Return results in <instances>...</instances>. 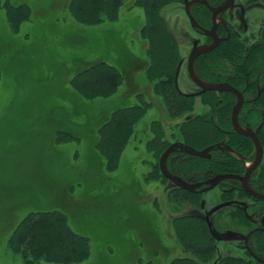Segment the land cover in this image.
<instances>
[{
	"label": "rangeland",
	"instance_id": "obj_1",
	"mask_svg": "<svg viewBox=\"0 0 264 264\" xmlns=\"http://www.w3.org/2000/svg\"><path fill=\"white\" fill-rule=\"evenodd\" d=\"M132 2L125 0L115 21L91 25L75 22L68 0H10L29 9L13 27L0 0V264H64L31 263L8 244L25 215L51 210L63 211L69 226L89 239L88 257L73 264H169L185 255L171 221L193 211L187 199L170 194L173 184L158 168L162 152L146 146L150 119L170 124L160 102L120 145L112 169L96 146L98 125L113 109L135 102L131 93L154 100L142 75L148 62L139 36L144 12ZM160 13L177 42V86L197 95L186 61L194 42L202 45L204 38L190 25L183 0ZM95 60L124 75L111 97L87 99L70 85ZM110 132L117 138V129ZM218 196V189L203 193L205 205L196 212L205 214Z\"/></svg>",
	"mask_w": 264,
	"mask_h": 264
},
{
	"label": "trees",
	"instance_id": "obj_2",
	"mask_svg": "<svg viewBox=\"0 0 264 264\" xmlns=\"http://www.w3.org/2000/svg\"><path fill=\"white\" fill-rule=\"evenodd\" d=\"M10 0H3V6L12 26L29 15L25 4L13 6ZM178 0H133L132 6H140L144 12V24L139 30L147 65L143 70V79L151 85L154 100L148 99L142 92L131 93L135 102L119 106L110 112L105 121L97 127L99 132L96 146L105 157V168L112 169L120 145L133 135L136 125L142 121L146 111L155 108L158 100L164 110V124L160 117L150 119L148 124L152 136L147 140L148 148L158 149L161 153L170 140H180L184 144L200 149L215 140L219 133L205 115H191L194 99L178 92L176 88V71L179 65L177 42L168 29L160 10ZM125 0H68L67 11L78 23L100 24L115 21ZM191 13L203 26L208 27L209 12L196 5ZM224 47L221 43L210 53L203 54L195 60V70L202 80L210 79L213 67H219L223 61ZM141 75V76H142ZM124 75L113 65L104 60H95L77 71L70 78V85L81 96L95 100L111 97L123 83ZM204 103L206 95L202 97ZM212 103V101L210 102ZM220 105V104H219ZM218 106V109H222ZM117 129V138L111 137V128ZM168 169L180 175L176 162ZM210 161L190 157L185 163L186 170H192L195 179L207 174L205 168L212 166ZM217 167V165H214ZM186 178L185 176H183ZM181 200L190 203L197 201V195L178 188L170 192ZM171 229L179 242L184 256L171 259L169 264H209L215 256V241L204 219L186 215L174 218ZM8 244L20 251L29 262L40 259L55 263L73 264L85 260L89 255V239L84 234L74 231L68 224L66 214L61 210L35 211L25 215L12 231ZM131 264H153L152 260L138 259ZM215 264H247L244 260L232 257L223 258Z\"/></svg>",
	"mask_w": 264,
	"mask_h": 264
},
{
	"label": "flooded vegetation",
	"instance_id": "obj_3",
	"mask_svg": "<svg viewBox=\"0 0 264 264\" xmlns=\"http://www.w3.org/2000/svg\"><path fill=\"white\" fill-rule=\"evenodd\" d=\"M186 1L189 3L188 9L192 16L191 9L196 5L205 7L209 12L208 27L201 25L193 16L199 26L194 27L185 12L190 25L204 38L202 45H198L197 42L194 44L210 45L218 39V44L206 53L214 51L221 43L224 47L223 61L219 67H213L211 70L210 79L212 80L198 78L215 85L226 83L235 92L232 90H202L189 78L186 61L187 77L199 89V92L196 95V92L183 91L177 86V82L176 88L178 92L193 97L194 108L191 115L208 114L220 139L197 149L201 150L218 144V147L208 150L206 157L190 155L178 149L174 150L166 159V168L172 175L189 183L202 182L216 174L230 175L211 189H218L219 196L205 214L196 212L205 205V200L201 198L202 194L211 191H200L199 188L204 187L205 184L193 192L171 184H173V189L178 188L197 195L196 202L186 201L193 211L189 215L206 221L215 241L217 261L232 257L244 260L247 264H264V198L249 194L244 189L241 179L245 177V183L250 191L264 194V0H205L206 3L198 0ZM222 5H226V8L214 16V38L205 34L202 29H210L213 25L212 11L209 6L215 8ZM235 8L236 13L231 16L230 13ZM251 26L253 28H250ZM206 53L198 55L195 60ZM205 95L207 101L209 100L207 103L202 101ZM218 106L223 108L218 109ZM236 108L237 112L233 119ZM174 142L181 141L170 140L168 146ZM181 143L184 144V142ZM257 143L261 148V155L256 161ZM189 156L210 161L213 165L205 168L207 174L200 176V179H195L194 172L185 168ZM173 160L176 162L180 175L173 174L168 169V164L171 166L174 163ZM163 178L169 181L166 177L163 176ZM219 242L225 245L224 249L218 248ZM209 264H215L214 258Z\"/></svg>",
	"mask_w": 264,
	"mask_h": 264
},
{
	"label": "water",
	"instance_id": "obj_4",
	"mask_svg": "<svg viewBox=\"0 0 264 264\" xmlns=\"http://www.w3.org/2000/svg\"><path fill=\"white\" fill-rule=\"evenodd\" d=\"M195 1H197V0H195ZM198 1L206 3L205 0H198ZM184 5H185V12H186V14H187V16L189 18L190 23L194 27H199L197 22L195 21L194 17L189 12V9H188L189 3L186 0H184ZM225 8H226V5H222V6L215 7V8L209 6V9L212 11L213 25H212V27L210 29H202V31L205 34L211 35L212 37L215 38L214 16L216 15V13H218L219 11H222ZM217 44H218V39H215L210 45L198 46L196 43L194 44V46H193L192 50L190 51V53L188 55V58H187V72H188V76L191 79V81L193 83H195L198 87H200L202 90H211V89L219 90V91H221V90H232V91L235 92V90L231 86L226 84V83L215 85V84L207 83V82H204V81L200 80L198 78L195 70H194L193 63H194L195 58L198 55L202 54V53H206V52L212 50ZM239 101H241V100H239ZM239 101H238V104H237L238 106L240 105ZM236 112H237V108L234 110L233 119H235ZM249 135H252V134H249ZM254 140H256L255 136H254ZM256 142H257V140H256ZM215 147H218V144L210 145V146H207V147H205V148H203L201 150H197V149H194V148H192V147H190V146H188L186 144H183L181 142H174V143L170 144L161 153V155L159 157V162H158L159 169H160V171H161V173H162V175L164 177H166L175 186H178V187H180L182 189H185L187 191L193 192V191H195V189H198L201 185L205 184L204 187L199 188L200 191L204 192V191L211 190L212 188H214L219 183V181L229 177L230 175H228V174H216L215 176H213V177H211V178H209V179H207L205 181L197 182V183H189V182L181 179L180 177L172 175L171 173L168 172V170L166 168V159H167L168 155L170 153H172L176 149H178V150H180V151H182L184 153L190 154V155H194V156H198V157H206V156H208V153H207L208 150L214 149ZM257 154L258 155H257L256 161L259 160L260 155H261V148H260L259 144H258V153ZM241 179L243 180L244 189L249 194H251L253 196H256L258 198H264V194H259V193H255L253 191H250V189L247 187V185L245 183V177L241 178Z\"/></svg>",
	"mask_w": 264,
	"mask_h": 264
}]
</instances>
